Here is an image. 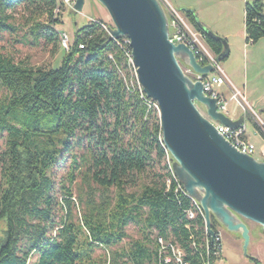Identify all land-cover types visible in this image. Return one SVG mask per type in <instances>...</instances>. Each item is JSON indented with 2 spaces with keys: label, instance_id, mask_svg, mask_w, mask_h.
Returning a JSON list of instances; mask_svg holds the SVG:
<instances>
[{
  "label": "trees",
  "instance_id": "obj_1",
  "mask_svg": "<svg viewBox=\"0 0 264 264\" xmlns=\"http://www.w3.org/2000/svg\"><path fill=\"white\" fill-rule=\"evenodd\" d=\"M63 10L58 0H0V33L16 31L9 20L21 11L23 38L55 52ZM179 12L219 56L222 45L201 31L193 13ZM244 32L248 45L264 39L263 1L246 3ZM126 53L123 40H110L90 21L74 32L58 68L0 55V264H174L165 263L171 248L161 249L159 240L178 248L185 264L219 258L202 217L188 219L195 208L175 192L167 162L153 173L168 153L158 112L146 105L151 100ZM246 119L264 141L259 125ZM64 163L66 175L56 182ZM129 225L139 239L112 251ZM218 227L212 219L214 234ZM96 248L110 255L94 257Z\"/></svg>",
  "mask_w": 264,
  "mask_h": 264
},
{
  "label": "water",
  "instance_id": "obj_2",
  "mask_svg": "<svg viewBox=\"0 0 264 264\" xmlns=\"http://www.w3.org/2000/svg\"><path fill=\"white\" fill-rule=\"evenodd\" d=\"M107 12L112 27L108 38L129 41L132 67L142 93L156 103L161 142L171 156L172 170L186 194L204 212L207 234L213 240L210 218L227 232L242 239L247 257L249 229L244 220L264 228V162L239 153L200 113L215 122L237 129L243 114L233 121L217 113L215 100L207 97L200 82L187 77L181 66L200 75L212 73L211 66L197 64L184 45L169 41L166 13L159 0H95ZM84 0H77L73 12L80 13ZM210 38L222 45L215 57L219 64L228 54L224 39L198 23Z\"/></svg>",
  "mask_w": 264,
  "mask_h": 264
},
{
  "label": "crops",
  "instance_id": "obj_3",
  "mask_svg": "<svg viewBox=\"0 0 264 264\" xmlns=\"http://www.w3.org/2000/svg\"><path fill=\"white\" fill-rule=\"evenodd\" d=\"M164 1L178 11L192 12L201 26L226 41L228 54L218 64L219 74L225 77V83L215 86L214 90L226 100L229 99L231 91H238L254 113L252 118L264 130V39L255 45H248L245 42L244 32V7L247 2L255 0ZM260 1L264 2V0ZM257 111L260 112V117L256 115ZM241 114L237 104L228 100L226 117L235 121ZM244 125L246 137L255 146L253 158L264 162L262 155L264 141L251 122L246 119ZM249 127L252 133L247 132ZM255 136L259 138V142L255 140Z\"/></svg>",
  "mask_w": 264,
  "mask_h": 264
},
{
  "label": "rangeland",
  "instance_id": "obj_4",
  "mask_svg": "<svg viewBox=\"0 0 264 264\" xmlns=\"http://www.w3.org/2000/svg\"><path fill=\"white\" fill-rule=\"evenodd\" d=\"M159 1L162 4L163 9H165L166 4L164 0H159ZM21 17H22L21 11H17L16 13L12 14V18L11 20H9V23H11L16 29L14 33H8V32L0 33V55L8 56L12 58L16 63L22 62L31 67L58 68L60 66L61 59L64 55V51L58 48L55 52H53V50L51 51V49L46 47L44 44H39L37 46H34L31 45V43H28L23 38L25 29L21 27L22 26ZM98 18L101 19L106 25L112 27L111 20L106 10L97 1L84 0V5L80 13H75L70 10H63L61 12L60 15L61 24L57 25L55 27V30L57 32L58 31L64 32L68 36L69 40H71L76 30L86 26L91 21V19H98ZM240 18H241V14H240ZM1 99H2V92L0 90V100ZM198 110L200 111V113H202L201 109ZM259 113L260 112L257 111L256 115L259 116ZM229 114H231L230 110H229ZM255 120L258 122L256 117ZM247 132L252 133L250 127L247 128ZM255 137H256L255 140L259 142L258 140L259 138L257 136ZM4 145H5V134H1L0 152L4 149ZM166 158H167L166 161L164 162L162 161L161 166L156 168L153 173L161 172V167L163 163L167 162L169 166V170L171 171L172 175L175 177V179L178 181V183L181 185L183 189L182 184L179 182V180L176 178V176L173 173L172 170L173 162L171 161V156L168 154ZM67 169L68 167L65 163L55 169L54 177L55 180H57L56 182L64 178ZM149 178L152 179V175L148 177V179L146 180L147 182L149 181ZM195 202L196 204H198L197 201ZM75 211L77 213V216L79 217L80 207L79 210H75ZM203 217H204V212H203ZM212 219L215 220L214 218L211 217L210 222ZM243 222L246 224V226L249 229V244L247 248V257L244 256L242 251L241 237L238 234L227 232L222 226L218 224L219 225L218 233L220 235L221 250L219 252V258L216 259L213 262V264H254L253 262L248 260L249 257L254 258L258 262V264H264V228L246 220H244ZM204 230L206 232L205 228ZM125 231L127 238L124 239L120 245L112 248L111 249L112 251L113 250L119 251L120 248L127 249L130 241L139 239V234L137 232V229L133 225H129ZM152 238H155V235H153ZM162 245L163 246L170 245V242L169 241H167L166 243L162 242ZM103 254L109 256L110 250L105 251L102 248H96L94 257ZM166 259H169V257L166 256Z\"/></svg>",
  "mask_w": 264,
  "mask_h": 264
},
{
  "label": "built area",
  "instance_id": "obj_5",
  "mask_svg": "<svg viewBox=\"0 0 264 264\" xmlns=\"http://www.w3.org/2000/svg\"><path fill=\"white\" fill-rule=\"evenodd\" d=\"M76 1L77 0H58L60 6H62L65 10H70V11H73V7ZM165 4L166 5L164 10L168 20L169 41L174 45L181 44L187 47L191 51L197 64L200 65L201 67L211 66L213 68L212 73H209L207 75H200L193 72L190 68L181 66L183 73L187 77H189L192 81L201 83L204 94L207 97L215 100L217 113H220L225 116L227 115V102L229 100V101H234L237 104L238 108L241 110V113L244 115L245 118L247 115L254 117L253 116L254 113H252V111L250 110L249 106L246 103L245 98L238 91H234V90L231 91L229 99L226 100L223 97V95H221L220 93L214 90L215 86L223 85L225 83V77L222 74H219V67L215 61V57L206 46L203 36L200 33L196 32L189 25V23L184 19V17H182V15L178 10L171 7L166 2ZM58 12H59L58 8L55 9L54 11L55 15H57ZM91 22L99 24L104 29V31L108 33L107 25L99 23L96 19H91ZM121 40H123L125 44L129 45V41L126 38H121ZM59 47L64 52L69 50L70 40L64 32H59ZM80 48H82V46H80ZM126 56L128 58L129 64L132 67L131 52L126 53ZM134 75H135V70H134ZM145 103L147 106L153 107L156 110H158L156 103L153 102L152 100L151 102L145 100ZM202 115L212 124V126L216 129L217 133L220 136H222L239 153L253 157L255 152V146L246 137L244 124H241L237 129H231L210 119L203 112ZM261 130L264 133V130L263 129ZM262 155L264 160V151L262 152ZM171 177L174 179L176 183L175 192L176 193L181 192L184 196L189 198L195 208V211H191V210L186 211L188 219L193 220L195 216L199 215L202 217L204 221L203 211L200 208V206L196 204V202L185 193V191L182 189L181 185L178 183V181L175 179L172 173H171ZM159 243L162 246L161 249L167 247L171 248L172 259L170 258L166 259L165 257L164 258L165 263L172 262L174 264H185L183 263L182 260V256H183L182 252L178 248H174L172 245L163 246L161 240H159ZM213 243L215 250L217 251L216 254L219 255V252L221 250V243H220V235L218 232L213 236Z\"/></svg>",
  "mask_w": 264,
  "mask_h": 264
}]
</instances>
